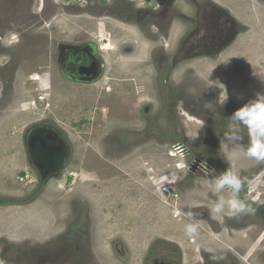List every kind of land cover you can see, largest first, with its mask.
<instances>
[{
    "label": "rangeland",
    "instance_id": "obj_1",
    "mask_svg": "<svg viewBox=\"0 0 264 264\" xmlns=\"http://www.w3.org/2000/svg\"><path fill=\"white\" fill-rule=\"evenodd\" d=\"M10 1L0 0V35L20 33L11 49L22 63L11 75L0 71L16 83L0 104V260L264 264V163L237 159L251 181L240 197L257 212L222 222L210 205L226 193L205 185L193 167L227 169L220 146L227 117L264 94V0H39L32 8L29 0ZM214 9L235 22L219 37L223 51L201 47L203 16ZM103 37L101 49L110 46L100 83L62 79L49 61L62 45ZM44 69L57 75L60 90L38 80ZM44 119L68 131L76 158L64 172L70 182L57 178L31 197L37 184L24 172V131ZM189 210L203 221L195 240L177 214ZM205 247L225 258L211 261Z\"/></svg>",
    "mask_w": 264,
    "mask_h": 264
},
{
    "label": "flooded vegetation",
    "instance_id": "obj_2",
    "mask_svg": "<svg viewBox=\"0 0 264 264\" xmlns=\"http://www.w3.org/2000/svg\"><path fill=\"white\" fill-rule=\"evenodd\" d=\"M19 1L20 0L15 1V4L19 3ZM9 2L12 4L13 1L9 0ZM38 2L39 0H29L30 8H32ZM169 11L170 10L168 9V12ZM219 11L221 10L214 9L212 12H209V14L206 13L207 15L203 16L204 21L201 26L204 32L203 36L201 37V41H205V43L201 47L204 50L208 47L209 43H213L212 50L219 49L217 47L220 46L217 44V42L223 40L219 39V37L223 35V28L229 26L228 33H230V31H232L235 27V22L229 17V20L224 18L227 23L223 22ZM37 22L38 21L35 23ZM18 34L20 33L11 35V32H9V35H0V42H3L0 43V71L2 70L5 73H9L10 75L14 66L17 67L22 63L19 60L20 55L15 54L11 49L16 45V43L20 42L18 39L22 38V36L19 37ZM9 39L11 41L15 39L16 42L14 44L8 43L7 41ZM104 39L105 37L97 40V42L94 40H88L72 45H62L63 47L57 48L54 58L48 59L50 63L52 60H54V62L51 64L58 68L57 72L62 79L87 86L100 83L106 79L104 76L106 61L104 58V53L101 49V44ZM222 48H220L219 51ZM223 49L221 51H223ZM213 53H215V51H209L205 55ZM39 71L43 73L39 72V75L36 76L42 84H47L48 86L51 85L52 87L58 88L59 90L61 89V84H59L56 74L49 70V73L47 74L46 69ZM163 77L164 76H162V81L165 83V86L171 84V75H167L166 79ZM30 78L31 76L28 77L29 81L31 82ZM41 78H43L45 83ZM14 80L15 76L12 79L7 75L0 77L2 100H0V104H6L7 98L12 96L11 87L12 85L14 88L16 87V83L13 84ZM3 101L4 103H1ZM68 134V131H66L62 126L58 125L55 121L52 122L47 119L30 123L26 127L23 138L26 167L24 172L26 173V176H32L37 184V187L31 192V197H34L36 194H38L42 188L52 180L60 177H65L66 183L72 180L71 174H68V176L64 175V172L69 169L72 162L76 158L74 145L75 141H72ZM76 198L73 197V199Z\"/></svg>",
    "mask_w": 264,
    "mask_h": 264
},
{
    "label": "clouds",
    "instance_id": "obj_3",
    "mask_svg": "<svg viewBox=\"0 0 264 264\" xmlns=\"http://www.w3.org/2000/svg\"><path fill=\"white\" fill-rule=\"evenodd\" d=\"M227 99L226 93L224 104ZM227 120L229 131L220 139V146L226 154L227 169L216 175L214 169L207 168L205 161L200 163V169L205 173L203 183L217 193H226L210 205L211 217L221 222L225 216L236 217L252 214L255 211L245 199L240 197L244 185L251 184V181L241 176L236 161L243 156L254 160L257 164L264 163V94L257 93L255 99L249 100L227 117ZM245 133L248 137L247 144L243 143ZM177 214L186 217L183 224L184 234L190 240L197 239L203 221L196 219V214L191 210ZM204 251L211 254L209 259L213 262H219L225 258L217 254L213 247H205ZM0 264H6V262L0 260Z\"/></svg>",
    "mask_w": 264,
    "mask_h": 264
},
{
    "label": "built area",
    "instance_id": "obj_4",
    "mask_svg": "<svg viewBox=\"0 0 264 264\" xmlns=\"http://www.w3.org/2000/svg\"><path fill=\"white\" fill-rule=\"evenodd\" d=\"M180 150V152H185L186 147L185 145L179 144L178 145V151ZM193 167L195 168V170H201L200 169V163L199 162H194L193 163Z\"/></svg>",
    "mask_w": 264,
    "mask_h": 264
},
{
    "label": "bare ground",
    "instance_id": "obj_5",
    "mask_svg": "<svg viewBox=\"0 0 264 264\" xmlns=\"http://www.w3.org/2000/svg\"><path fill=\"white\" fill-rule=\"evenodd\" d=\"M103 44H104V43H103ZM103 44H102V45H103ZM109 46H110V45H107V44L104 45V46L102 47V50H109ZM172 155H173V154H172Z\"/></svg>",
    "mask_w": 264,
    "mask_h": 264
},
{
    "label": "trees",
    "instance_id": "obj_6",
    "mask_svg": "<svg viewBox=\"0 0 264 264\" xmlns=\"http://www.w3.org/2000/svg\"><path fill=\"white\" fill-rule=\"evenodd\" d=\"M3 202H5L3 199L0 200V205H1ZM254 212H257V211L255 210Z\"/></svg>",
    "mask_w": 264,
    "mask_h": 264
}]
</instances>
